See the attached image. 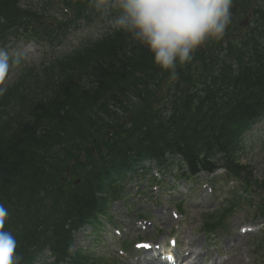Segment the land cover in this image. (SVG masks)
Segmentation results:
<instances>
[{
	"label": "trees",
	"instance_id": "obj_1",
	"mask_svg": "<svg viewBox=\"0 0 264 264\" xmlns=\"http://www.w3.org/2000/svg\"><path fill=\"white\" fill-rule=\"evenodd\" d=\"M21 1L0 0L6 18L0 36L27 26L35 37L58 38V26L44 22L36 28L34 20L44 13L21 7ZM260 23L251 38L229 43L225 57L231 61L223 60L207 77L200 74L203 90L193 84L195 94L183 88L163 106L174 80L146 47L116 29L44 63V88L25 94L30 78L23 76L5 88L0 204L9 211L4 227L18 242L21 264H33L46 246L57 260L73 256L71 264H77L84 256L71 254L72 231L95 213L107 214L105 204L120 178L144 169L147 160L160 169L177 165L189 172L221 163L237 176L245 172L246 180L264 190V178L239 162L243 134L264 116V18ZM215 43L205 42L193 53L207 70L215 65L209 51ZM192 62L177 66V78ZM70 170L79 184L68 179Z\"/></svg>",
	"mask_w": 264,
	"mask_h": 264
},
{
	"label": "rangeland",
	"instance_id": "obj_2",
	"mask_svg": "<svg viewBox=\"0 0 264 264\" xmlns=\"http://www.w3.org/2000/svg\"><path fill=\"white\" fill-rule=\"evenodd\" d=\"M50 3L51 2L49 1V4ZM246 3V6L242 4L235 6V11L239 14L234 19H231V22L227 26L223 38L219 40L214 39L216 41V44L209 51L213 55L211 60L215 63V65L209 63L208 66L210 70L215 69L217 65L220 64L223 60L230 61L225 57V55L228 53V43H232V45L238 44L239 42H241L240 38L242 36L251 38L250 34H252L253 36V33H251V31H254L255 25H257L258 29L262 28L260 22L263 21L264 12L261 13L260 11L264 10V0H254V2ZM256 5L259 6L256 8ZM118 15V9L102 7V17L99 18L97 16V18L95 17L96 20L94 22L86 23L78 29H67L64 38L60 39V43L55 44L54 49L50 48V51H47L44 54L45 57H51L53 53L52 50H54L55 56L63 55L64 53H74L72 51L74 50V48L82 46L84 43H88L89 41L96 39L102 33L107 32L110 27L112 28L111 21L114 20ZM240 22H245V24L241 26ZM236 38H238V40H235ZM11 47H13L12 50L14 51V54L8 55V57L14 58L17 62L14 66V69L11 68V71H13L7 72L11 75L8 76L6 74L4 76L5 79H3L7 81V84H5V86L12 82V79L13 77H15V75H21L22 67L20 66H22V64H31V66L37 65L38 61L41 59L44 53L42 52L40 54V48L38 46L29 45L24 42H18L15 45L12 44ZM13 62L15 61H8L9 70L10 65H12ZM188 70L191 73H195V76L197 77V79H199L194 65L190 64ZM2 86H4V83L0 82V88H2ZM192 88L193 87H191V89ZM248 134L249 135H247L246 137L248 141H246L243 150L240 152V160L242 162H247L249 168L253 170L254 175L260 178H264V123L257 126L255 125V127ZM177 171L178 169H173L171 173L176 174ZM69 174V179L71 181L77 180L78 175L76 174V172L70 170ZM163 181L164 182L162 183L158 192H153L150 186L148 187L146 185H142L141 190L143 191L142 193L138 194L133 188V183L135 182L133 180L128 187L124 186L125 189L121 192L123 197L126 196L125 203L121 204V199L123 198L122 197L121 199H119L118 203L112 202L111 205H109L111 213L113 214V216H115L114 220L120 221V224H122L121 226L123 227V231H125L127 234V242H129L130 238L136 236L132 240L138 238L152 239V241L156 243L158 242L162 246L163 241L167 240L168 235H171L175 231L178 233V242L180 244L178 250L180 249L182 243L190 241L189 244L192 243V248L195 250L196 255H199L197 264H209L211 258L215 257L216 255L218 257L227 255V245L231 242V240L234 241L235 239L240 246H242V244L244 243H247L246 245L249 247L250 255L252 254L254 256V262L253 256L251 255L252 262L249 264H255L259 261H263L264 264V246L259 247L260 250H257V248L255 247V243L259 241L255 242L253 239H249L248 236H238L237 239L234 238V235H238L236 233V227L238 225L237 220L242 219V213H238L235 215V213L232 212L231 216H227V224H230V226H232V229L227 228V230L225 231H219L218 239L220 241V244L218 241L216 247H211L210 243L206 239V236L199 231L200 216L202 218L209 215H213V217L218 216V214H220L225 209L226 204L224 203H226V201H224L223 198L224 195L226 196L228 194V192L226 194L225 192L230 186L227 181L224 180L223 183L227 188L223 186L222 183H219L217 185V190L213 193V195H209L206 190L198 187V189H195V191L189 197L187 195L185 196V194L180 191L182 190V186L186 187L183 180H180L179 185L176 186V183H174L172 176L170 174H167L164 176ZM166 184H169L170 187ZM184 196L186 199H182L183 205L182 209H180L183 212V215L181 219L176 221L171 216L172 210L174 209V203L177 204ZM221 201H223L224 203H222ZM140 212H145L144 217L152 221V225H150V227L142 234L135 231V226L132 223V221L136 219V217L139 218L138 213ZM112 225L115 224L112 223ZM107 231L109 232V235L107 233H102L104 240L99 243L91 242L89 229L86 228V230L84 231L79 230L74 237L75 247H88V253L91 254H105L106 251L109 250V253L116 256L112 251V247L119 246V244L112 241V239H115V237L112 235V227H108ZM260 240H264V238H261ZM216 249H222V251L218 253L216 252ZM234 253L235 256L233 257L232 261L227 264H245L240 259L239 252H237L236 254V251H234ZM135 258L136 253L131 252L128 260L134 259L133 261H135ZM116 264L126 263L121 258L119 259L117 257Z\"/></svg>",
	"mask_w": 264,
	"mask_h": 264
},
{
	"label": "clouds",
	"instance_id": "obj_3",
	"mask_svg": "<svg viewBox=\"0 0 264 264\" xmlns=\"http://www.w3.org/2000/svg\"><path fill=\"white\" fill-rule=\"evenodd\" d=\"M233 0H99L98 7L114 8L116 30L130 34L146 47L153 63L177 79V66L189 63L208 39L219 40L231 22ZM9 57L0 51V78L9 69ZM8 209L0 204V264H21L18 242L5 230Z\"/></svg>",
	"mask_w": 264,
	"mask_h": 264
},
{
	"label": "bare ground",
	"instance_id": "obj_4",
	"mask_svg": "<svg viewBox=\"0 0 264 264\" xmlns=\"http://www.w3.org/2000/svg\"><path fill=\"white\" fill-rule=\"evenodd\" d=\"M150 254V250L149 251H145L144 255H149ZM158 260L155 258H148L145 261H142L144 264H160L159 262H157ZM127 264H132L131 262H127Z\"/></svg>",
	"mask_w": 264,
	"mask_h": 264
}]
</instances>
